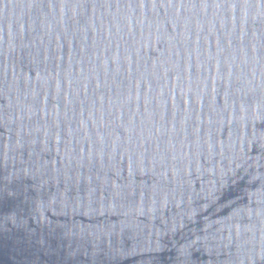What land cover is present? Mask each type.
<instances>
[{
  "label": "water",
  "instance_id": "obj_1",
  "mask_svg": "<svg viewBox=\"0 0 264 264\" xmlns=\"http://www.w3.org/2000/svg\"><path fill=\"white\" fill-rule=\"evenodd\" d=\"M0 264H264V0H0Z\"/></svg>",
  "mask_w": 264,
  "mask_h": 264
}]
</instances>
